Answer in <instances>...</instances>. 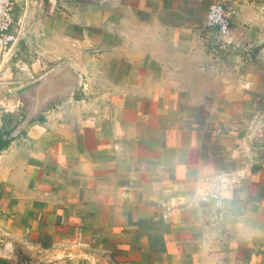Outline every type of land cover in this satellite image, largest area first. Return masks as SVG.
Instances as JSON below:
<instances>
[{
    "label": "crops",
    "instance_id": "0c3cea01",
    "mask_svg": "<svg viewBox=\"0 0 264 264\" xmlns=\"http://www.w3.org/2000/svg\"><path fill=\"white\" fill-rule=\"evenodd\" d=\"M76 1L15 0L19 43L0 47V264H126L95 225L125 212L128 186L152 189L144 174L189 214L157 264H264L259 0ZM217 2L237 48L194 33ZM145 153L166 164L144 169Z\"/></svg>",
    "mask_w": 264,
    "mask_h": 264
},
{
    "label": "rangeland",
    "instance_id": "374dc122",
    "mask_svg": "<svg viewBox=\"0 0 264 264\" xmlns=\"http://www.w3.org/2000/svg\"><path fill=\"white\" fill-rule=\"evenodd\" d=\"M76 2L86 4L90 0H77ZM258 2L264 9V0ZM3 69L4 67L1 64L0 71ZM5 78H0V84ZM160 124L162 123L160 122ZM164 129L166 128H160L158 123H156L154 129H144V135H153L160 142L155 145V148L160 149L166 146L164 140H161L162 137H165ZM144 155L150 160L152 159L144 162V169H151V167L155 169L160 162L165 163V161L157 160L159 154L145 153ZM132 171L128 168V173ZM131 178L133 176H128V185ZM165 178V176L144 174V186H152V189L146 192L134 193L133 191L129 192L131 188L128 186L125 212L117 217L112 215L111 220L107 221V225H95L96 228H100L98 230L106 235L112 259L117 263L157 264L158 262H166L168 259L162 253H166L168 248L178 247L176 240L182 238L186 229L184 217L189 214L184 209V201L180 192L175 194V202L170 206L167 205ZM80 180L85 184V178L80 177ZM182 182H184L182 177L177 176L174 187L181 189ZM85 194V192L82 193L84 196ZM116 210L112 209V213ZM184 212L186 213L184 214ZM157 252H159V255L156 254ZM207 258L211 264H215L213 259H210L213 257Z\"/></svg>",
    "mask_w": 264,
    "mask_h": 264
},
{
    "label": "built area",
    "instance_id": "2783aa9c",
    "mask_svg": "<svg viewBox=\"0 0 264 264\" xmlns=\"http://www.w3.org/2000/svg\"><path fill=\"white\" fill-rule=\"evenodd\" d=\"M15 0H0V47L10 57L19 43L20 33L13 31ZM234 12L226 3L209 5L203 23L194 30L203 47L237 48ZM1 73V72H0Z\"/></svg>",
    "mask_w": 264,
    "mask_h": 264
}]
</instances>
